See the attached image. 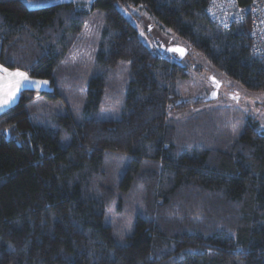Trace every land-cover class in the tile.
Segmentation results:
<instances>
[{
    "label": "trees",
    "instance_id": "16d2710c",
    "mask_svg": "<svg viewBox=\"0 0 264 264\" xmlns=\"http://www.w3.org/2000/svg\"><path fill=\"white\" fill-rule=\"evenodd\" d=\"M207 3L0 0V65L52 86L0 114V264H264V124L229 106L168 119L203 101L177 89L191 52L264 90L249 18L223 29ZM119 4L185 44L149 46ZM96 15V48L73 59Z\"/></svg>",
    "mask_w": 264,
    "mask_h": 264
},
{
    "label": "rangeland",
    "instance_id": "374dc122",
    "mask_svg": "<svg viewBox=\"0 0 264 264\" xmlns=\"http://www.w3.org/2000/svg\"><path fill=\"white\" fill-rule=\"evenodd\" d=\"M27 7H41L53 4H61L65 2H72L75 7L85 8L88 2L91 0H23ZM90 7V4H89ZM88 7V8H89ZM117 7L127 16L132 19V22L138 28V34L141 40L146 42L151 47L159 48L162 45H170L175 47L178 45H184L185 43L177 38L175 35L170 33L168 30L161 28L159 22L155 17H150L148 14L138 10L137 8L131 7L130 10H135V14L138 17V21L135 18H131L130 12L123 7L121 4L117 5ZM99 17H91L86 25L81 30V42L75 48L72 58L75 59L79 57L81 54H84L86 57H91L92 52L97 46V43L94 42V38L96 36L97 29L99 27L98 22H96V18ZM99 19L97 18V21ZM160 25V26H159ZM91 43V44H90ZM82 56V55H81ZM124 62L118 63V67L125 66ZM187 68V76L180 81H178V91L182 98L189 102H194L196 100H203L200 102L199 106L189 107L183 111H171L169 112L168 119L169 121H176L185 119L199 110L207 109L214 106H229V107H237L242 112H248V114L252 115L255 119L262 122L264 124V90L259 92H248L246 91L238 82L233 81L225 77L218 69L213 67L206 59L202 58L199 54L195 52H191L185 58L184 63ZM128 65V64H127ZM6 68V67H5ZM9 71H16V69H8ZM22 71V70H19ZM120 71V69H117ZM24 72V71H22ZM113 72L109 71V74ZM119 73V72H117ZM28 74V73H27ZM0 75H5L0 73ZM29 78L33 81H47V84L41 85L40 87H24V88H35L37 90L49 91L52 90V86L50 82L46 79H42L39 77H34L29 75ZM118 76V75H117ZM109 77V76H108ZM119 77V76H118ZM113 79L110 76V80ZM6 85V81L4 82ZM217 86V93L214 96L213 91ZM23 89V88H22ZM21 89V90H22ZM20 90V91H21ZM20 91L17 92L15 98L3 108V112L7 111L13 104H15L19 98ZM8 88L5 86L3 92H0V99L7 98ZM61 99H55L52 101L56 106H60ZM106 103L102 104L99 108L100 113H108L111 112V115L116 114V107L118 110V101H111V105H109V101L106 100ZM5 110V111H4ZM2 112V113H3ZM227 119V118H226ZM238 123V122H237ZM236 123V124H237ZM234 123V125H236ZM233 125V126H234ZM217 127V126H216ZM224 128V124H222ZM229 127V124H226V128ZM108 220H111V215L108 216ZM127 221V220H126ZM131 220L129 219L126 223L127 227H124V231L129 227Z\"/></svg>",
    "mask_w": 264,
    "mask_h": 264
},
{
    "label": "built area",
    "instance_id": "2783aa9c",
    "mask_svg": "<svg viewBox=\"0 0 264 264\" xmlns=\"http://www.w3.org/2000/svg\"><path fill=\"white\" fill-rule=\"evenodd\" d=\"M206 14L209 19L223 29L249 18V40L252 51L262 60L264 70V0H208Z\"/></svg>",
    "mask_w": 264,
    "mask_h": 264
},
{
    "label": "snow or ice",
    "instance_id": "6c2138e0",
    "mask_svg": "<svg viewBox=\"0 0 264 264\" xmlns=\"http://www.w3.org/2000/svg\"><path fill=\"white\" fill-rule=\"evenodd\" d=\"M170 51L180 52L183 54V49H170ZM0 73L5 75H0V92H3L4 87L8 88L7 98L0 99V110L6 107L16 96L17 92H19L24 87H40L41 85L47 84V81H33L29 78L26 72H22L19 70L9 71L3 65H0ZM7 82L6 85L4 82Z\"/></svg>",
    "mask_w": 264,
    "mask_h": 264
},
{
    "label": "water",
    "instance_id": "95a60500",
    "mask_svg": "<svg viewBox=\"0 0 264 264\" xmlns=\"http://www.w3.org/2000/svg\"><path fill=\"white\" fill-rule=\"evenodd\" d=\"M216 93H217V86H216V88H215L214 91H213V95L215 96ZM6 133H7V131H6Z\"/></svg>",
    "mask_w": 264,
    "mask_h": 264
},
{
    "label": "crops",
    "instance_id": "0c3cea01",
    "mask_svg": "<svg viewBox=\"0 0 264 264\" xmlns=\"http://www.w3.org/2000/svg\"><path fill=\"white\" fill-rule=\"evenodd\" d=\"M5 111V110H4ZM3 112V109L2 110H0V114Z\"/></svg>",
    "mask_w": 264,
    "mask_h": 264
}]
</instances>
